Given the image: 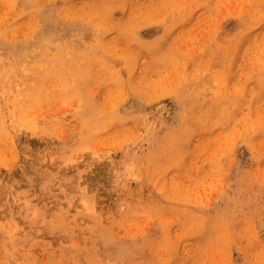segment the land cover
Instances as JSON below:
<instances>
[{
    "label": "rangeland",
    "instance_id": "1",
    "mask_svg": "<svg viewBox=\"0 0 264 264\" xmlns=\"http://www.w3.org/2000/svg\"><path fill=\"white\" fill-rule=\"evenodd\" d=\"M0 264H264V0H0Z\"/></svg>",
    "mask_w": 264,
    "mask_h": 264
}]
</instances>
